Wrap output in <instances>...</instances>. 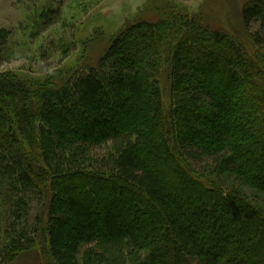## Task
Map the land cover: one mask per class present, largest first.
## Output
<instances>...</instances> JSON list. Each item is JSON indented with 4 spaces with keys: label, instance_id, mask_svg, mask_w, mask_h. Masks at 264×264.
Masks as SVG:
<instances>
[{
    "label": "trees",
    "instance_id": "obj_1",
    "mask_svg": "<svg viewBox=\"0 0 264 264\" xmlns=\"http://www.w3.org/2000/svg\"><path fill=\"white\" fill-rule=\"evenodd\" d=\"M159 4L84 68L0 71V264H264V0L240 11L252 50Z\"/></svg>",
    "mask_w": 264,
    "mask_h": 264
},
{
    "label": "rangeland",
    "instance_id": "obj_2",
    "mask_svg": "<svg viewBox=\"0 0 264 264\" xmlns=\"http://www.w3.org/2000/svg\"><path fill=\"white\" fill-rule=\"evenodd\" d=\"M199 10L216 27L233 32L249 50L255 48L249 31L243 28L240 11L249 0H168ZM161 0H0V31L11 32L1 72L12 71L22 78H45L74 66L84 68L96 62L111 38L138 15L158 16ZM44 4L62 7V21L53 27L39 25L36 15ZM251 31H257L254 25ZM60 37L74 49L65 56L56 48ZM12 39V40H11ZM0 47L4 48L1 44ZM53 44V46H52ZM6 50V48H4ZM3 49V50H4ZM4 51V52H7ZM4 56V54H3ZM17 264H46L41 248L16 260Z\"/></svg>",
    "mask_w": 264,
    "mask_h": 264
}]
</instances>
